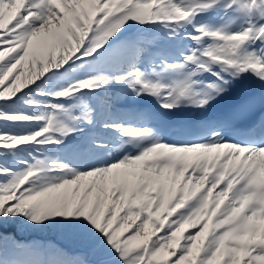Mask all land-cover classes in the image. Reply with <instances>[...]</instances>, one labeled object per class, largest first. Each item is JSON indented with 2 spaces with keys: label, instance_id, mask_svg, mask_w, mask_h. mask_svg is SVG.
Listing matches in <instances>:
<instances>
[{
  "label": "snow or ice",
  "instance_id": "1",
  "mask_svg": "<svg viewBox=\"0 0 264 264\" xmlns=\"http://www.w3.org/2000/svg\"><path fill=\"white\" fill-rule=\"evenodd\" d=\"M221 2L0 0V100L15 98L50 67L94 53L128 20L159 21L173 34L186 24L192 26L195 34H189L190 39L198 47L179 65H165L185 69L186 74L167 85L138 71L117 80L125 81L137 96L162 100L165 109L179 107L182 101L204 108L227 93L231 80L242 73L250 71L264 81V0H223L226 11L256 17L241 31L194 23L199 13ZM86 39L92 46L84 50ZM205 39L211 43L205 45ZM257 41L259 47H245ZM204 72L215 79L206 84L194 79ZM97 80L76 81L53 95L68 97L98 87ZM197 84L202 92L193 90ZM254 106L255 101L247 98L235 110ZM44 120L40 115L0 112L4 122ZM53 123L48 117L26 134L0 133V149L59 143L50 136ZM56 123L61 135L72 131ZM141 134L124 130L130 138ZM22 163L25 168L19 174L0 168V218L5 223L20 215L33 222L46 216L87 217L121 264H264V146L234 143L213 131L202 143L153 142L134 157L126 153L118 162L73 172L71 178L44 179L40 176L46 170L44 161Z\"/></svg>",
  "mask_w": 264,
  "mask_h": 264
},
{
  "label": "rangeland",
  "instance_id": "2",
  "mask_svg": "<svg viewBox=\"0 0 264 264\" xmlns=\"http://www.w3.org/2000/svg\"><path fill=\"white\" fill-rule=\"evenodd\" d=\"M134 22H138V21H133V20L126 21L125 22L126 25H123L112 36L117 35L122 29L124 30L126 29L128 31L129 26ZM147 22H144L141 24H145ZM112 36L108 38H112ZM91 46H92V43L82 45V49L86 50L87 48ZM101 48L102 46L98 48L99 49L98 56L100 55L103 56L107 52V49H109L108 47V48H103L102 50H100ZM82 57L83 56H81V58ZM75 60H72L70 62L73 63V61ZM108 61H109L108 58H103L102 62H98L97 60H96V63L93 60L85 61V62L79 61V62L73 63L71 67H65V64L68 63L66 62L65 64L60 65L58 67L56 66L50 67L48 71L43 73L37 80L38 82L41 78H46L48 80L46 84H43L41 82L40 85H38L36 82L35 85L32 84L31 86H29L27 90H23L20 94H18L15 98H13L15 101L21 102V99L29 98V95H28L29 91H32L37 94H44L43 95L44 99L37 101L38 103H43L44 105H40L39 110L38 111L35 110L34 113H37V115L43 116L45 120L40 123L35 122L34 124H32L31 127L25 131L26 133L34 131L37 128H39L42 123L47 122L48 117L53 118L54 123L52 127L54 129V133H52L50 136L52 139H56L57 141H59V143L56 148H49V147L46 148L45 153H46V162L48 163L47 166L52 167L53 170L49 172H42L43 174L41 175V178L53 179L61 175L65 176L66 178H71L73 172L82 173V172L91 170L93 167H97L96 163H93L92 165H90L89 163H86V164L83 163V159L85 160H88V159L84 158V157H87V153H85L86 150L82 149V146H86L84 145L86 144V142L84 141L90 136V134L82 132L84 126L81 124L78 118V116L80 115H87L89 118L94 119V114L92 113L91 103L96 102L95 97L89 92L86 94L88 89L80 90L79 92L71 94V96L67 98L65 97L56 98L53 95L55 92L64 90V88L65 89L68 88L70 86L69 83L71 81H74L75 79L80 80L82 79V77H85V78L99 77V80H97L96 83H100L103 86L105 92L108 93L107 95L110 98L119 99L120 97L124 98V97H127L128 95H131L134 97H148L149 96V95H142V94L137 96L134 94L132 89H130L128 86H127L128 88L118 87L120 81L117 80V77L122 76V74L118 70L110 68ZM87 68H89V71H86ZM61 69H67L68 74L61 76L60 75L61 71L56 72V70H61ZM63 80H67V82H64ZM52 82L54 84H52ZM51 94L54 97L52 99L49 97V95ZM73 98L75 99L72 100ZM22 102L24 103L32 102L33 103L35 101H33L32 99H29L27 101H22ZM54 105L62 106V107H53ZM17 111L22 112L21 109ZM25 112H27L26 114H29V115L31 114L30 111H29L30 113L27 110ZM56 122L62 123L67 128L72 129V131L67 132V134L65 135H61L60 133L56 131V126H57ZM25 123L27 124V122ZM121 132L124 133V130H122ZM79 134L81 135V137H78ZM70 140H77L78 144L75 145L71 143ZM122 142H127V141L122 140ZM34 145L35 144L25 145V146L29 148ZM114 145H117V142ZM115 148H116L114 149L115 152L114 150L112 152V155L114 157V160H113L114 162L122 158V153L120 151L121 148L119 147L117 148V146ZM40 153L41 152H37L36 154H40ZM26 158L29 159V157H26ZM61 164L65 165L64 169L59 168V165ZM74 216L76 218L79 217L77 215H73V217ZM83 218L85 221L88 220L87 217H83ZM0 226H7V225L3 221H0ZM97 232L98 234H101L98 230ZM27 260L30 261L31 258ZM1 263L2 262L0 261V264Z\"/></svg>",
  "mask_w": 264,
  "mask_h": 264
},
{
  "label": "trees",
  "instance_id": "3",
  "mask_svg": "<svg viewBox=\"0 0 264 264\" xmlns=\"http://www.w3.org/2000/svg\"><path fill=\"white\" fill-rule=\"evenodd\" d=\"M20 107V104L0 100V112H10L12 109ZM14 125L12 122L0 121V133L19 135ZM17 156H19L17 148L14 150L0 149V168H9L14 173L19 174L25 168V164L19 161L13 166L11 159ZM7 219L12 220L15 226V233L19 237L18 241L20 242V244L16 243L12 233H0L1 246H6L11 254L23 251H26V254H35L40 250L41 243L44 242L49 250L50 259L65 263L67 257L58 246L57 240L59 239L65 242L70 249H87V255L99 264H118L119 258L111 246L108 245L106 237H100L97 241L91 243L95 227L92 224L84 226L80 218L74 220L69 228L67 227L68 217L62 216H46L39 222H33L23 215ZM49 233L51 235L48 237L40 238V235ZM75 253L78 258L73 263L82 264L80 258L84 257L85 254L76 250ZM108 253H111V255H108Z\"/></svg>",
  "mask_w": 264,
  "mask_h": 264
},
{
  "label": "bare ground",
  "instance_id": "4",
  "mask_svg": "<svg viewBox=\"0 0 264 264\" xmlns=\"http://www.w3.org/2000/svg\"><path fill=\"white\" fill-rule=\"evenodd\" d=\"M174 2L184 5V4H188L189 0H174ZM245 47H248V43L245 44ZM133 55H134L133 52L130 49H128V47H117V49L114 51V54L110 55V62H109L110 68L117 69L120 72L122 71L123 75L126 76L127 75L126 74L127 73L126 72V67H127L126 66V60H129L130 57H132ZM37 80L33 82V85L36 84ZM101 90L104 91V89H101ZM32 94L35 95L34 93H32ZM145 95H148V94H145ZM35 96H38V95H35ZM190 105L191 104L188 103V106H190ZM206 107H207V105L204 108H206ZM138 114L140 116H149V111L142 109L139 111ZM101 115L102 116L105 115L104 118H102L101 123H100L104 127L103 138L105 141H103L102 143H100V142L95 143L94 141L87 140V149H88L87 150V154H88L87 159H89V161L84 162L85 164L86 163H92L95 161L97 166H100L101 164H110V163L114 162L113 161L114 157L112 155V152L115 149L114 142L117 141L114 139V135L115 134L120 135V132L118 131V128L112 127V125H115L114 120H117V119L112 118L111 116L113 114L106 111L105 109L101 110ZM119 115H123V114H119ZM210 121H211V118L206 116V118L204 119V123H209ZM107 128H110V129H107ZM185 134L190 135V131H185ZM105 136H107V137H105ZM181 138H183V137H180V138L179 137H172V141L165 142L164 144H168L170 146H177V145H185V144L195 143V142H187V143L175 142V140H178ZM88 139H90V138H88ZM107 140H109V141L107 142ZM149 141H150V139L148 137L144 138V134H141L140 136L135 137V138H131V142H138V143H136L135 146H141V150L145 147H149L152 145V144H149ZM131 142L123 144V147H125L124 152H129V150L127 148L131 146V144H132ZM135 146H131V149H133ZM262 146H264V145H262ZM257 147H260V146H257ZM139 152L134 153L131 151L130 157H134L135 155L139 154ZM118 161L119 160H117L115 162H118ZM90 165H92V164H90ZM1 220L2 219L0 218V221ZM188 231H194V230H188Z\"/></svg>",
  "mask_w": 264,
  "mask_h": 264
},
{
  "label": "water",
  "instance_id": "5",
  "mask_svg": "<svg viewBox=\"0 0 264 264\" xmlns=\"http://www.w3.org/2000/svg\"><path fill=\"white\" fill-rule=\"evenodd\" d=\"M1 230H2L3 232H7V231H9V230H13V227L6 228V229H4V228H1Z\"/></svg>",
  "mask_w": 264,
  "mask_h": 264
}]
</instances>
